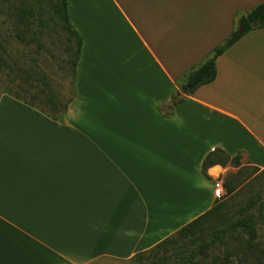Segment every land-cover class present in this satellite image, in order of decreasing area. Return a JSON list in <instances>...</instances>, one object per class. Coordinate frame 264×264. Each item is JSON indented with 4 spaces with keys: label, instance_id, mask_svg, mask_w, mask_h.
<instances>
[{
    "label": "crops",
    "instance_id": "crops-1",
    "mask_svg": "<svg viewBox=\"0 0 264 264\" xmlns=\"http://www.w3.org/2000/svg\"><path fill=\"white\" fill-rule=\"evenodd\" d=\"M263 1L66 0L81 39L66 111L53 120L0 96V264L128 262L216 204L209 153L264 169V28L164 115Z\"/></svg>",
    "mask_w": 264,
    "mask_h": 264
},
{
    "label": "trees",
    "instance_id": "trees-1",
    "mask_svg": "<svg viewBox=\"0 0 264 264\" xmlns=\"http://www.w3.org/2000/svg\"><path fill=\"white\" fill-rule=\"evenodd\" d=\"M50 11L55 18L54 23L75 40L73 50L74 59L69 62L72 70V96L61 103L58 94L51 88L44 76L41 94L43 99L33 96L30 101L22 100L17 96L14 99L30 106L50 119H57L62 115L69 102L75 95L74 78L76 62L78 60L81 39L72 30L67 16L66 0H52ZM252 29L264 28V1L246 15ZM235 29L224 43L214 49L211 56L200 66L189 72L180 85L182 96L175 94L167 106L169 117L174 106L183 102L185 97L191 96L199 87L212 83L216 78V60L232 47L243 35ZM68 50V49H67ZM71 52L72 49L70 48ZM38 101V105H36ZM230 163L238 166L239 154L233 158L221 150L209 153L202 163V172L212 165H226ZM252 177V178H251ZM251 178L258 182L264 191V169L253 166H243L235 175H227L223 182L226 197L231 199L240 180ZM264 224V202H253L239 210H229L224 204H215L210 210L194 221L178 230L174 235L160 242L152 249L137 254L135 261H145V264H264V237L259 233L260 224ZM207 224L206 228L203 225ZM263 244V245H262Z\"/></svg>",
    "mask_w": 264,
    "mask_h": 264
},
{
    "label": "rangeland",
    "instance_id": "rangeland-1",
    "mask_svg": "<svg viewBox=\"0 0 264 264\" xmlns=\"http://www.w3.org/2000/svg\"><path fill=\"white\" fill-rule=\"evenodd\" d=\"M51 1L0 0V96L11 95L30 101L37 95L42 100L43 87L40 80L44 76L62 104L72 96V70L69 62L74 59L75 40L53 22L55 18L50 11ZM226 30L224 36L230 33ZM35 103L38 105V101ZM164 109L168 113V109ZM239 163L238 166L230 163L212 165L207 169L206 176L215 181L217 175H213L211 169L218 167L222 170L219 177L224 182L227 175H235L243 166L250 165L241 154ZM251 178H242L231 199L224 196V193L223 197L216 200V204H225L229 210L235 211L253 202H264V191ZM206 227L207 224L203 225V228ZM259 233L264 237L262 223ZM145 263L132 258L118 264Z\"/></svg>",
    "mask_w": 264,
    "mask_h": 264
},
{
    "label": "water",
    "instance_id": "water-1",
    "mask_svg": "<svg viewBox=\"0 0 264 264\" xmlns=\"http://www.w3.org/2000/svg\"><path fill=\"white\" fill-rule=\"evenodd\" d=\"M237 24H238V31L237 32L240 35L246 34L252 30V26L249 24V22L247 21L245 16H241L238 19Z\"/></svg>",
    "mask_w": 264,
    "mask_h": 264
},
{
    "label": "built area",
    "instance_id": "built-area-1",
    "mask_svg": "<svg viewBox=\"0 0 264 264\" xmlns=\"http://www.w3.org/2000/svg\"><path fill=\"white\" fill-rule=\"evenodd\" d=\"M224 192L222 189V185L221 183L217 185V188L214 190V196L216 199H220L221 197H223Z\"/></svg>",
    "mask_w": 264,
    "mask_h": 264
}]
</instances>
